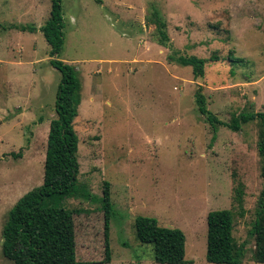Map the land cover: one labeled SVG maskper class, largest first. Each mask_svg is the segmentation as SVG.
Returning a JSON list of instances; mask_svg holds the SVG:
<instances>
[{
  "label": "rangeland",
  "instance_id": "rangeland-1",
  "mask_svg": "<svg viewBox=\"0 0 264 264\" xmlns=\"http://www.w3.org/2000/svg\"><path fill=\"white\" fill-rule=\"evenodd\" d=\"M51 6L0 0V264H14L2 252L11 209L44 181L61 81L39 29ZM155 12L167 23L171 46L158 41ZM63 16L60 58L83 85L75 119L82 191L63 203L51 252L65 238L88 264H160L136 237L135 219L143 215L185 232L188 264H225L207 259L208 214L229 209L234 238L246 244L242 264H264L253 257L250 235L264 188L260 123L214 131L196 104L201 89L223 121L264 111V0H63ZM181 56L207 59L205 75L195 77ZM106 181L114 206L109 261ZM239 184L243 204L236 200Z\"/></svg>",
  "mask_w": 264,
  "mask_h": 264
},
{
  "label": "trees",
  "instance_id": "trees-1",
  "mask_svg": "<svg viewBox=\"0 0 264 264\" xmlns=\"http://www.w3.org/2000/svg\"><path fill=\"white\" fill-rule=\"evenodd\" d=\"M50 18L39 29L52 48L51 60L61 73L58 87L55 113L51 120L44 163V181L23 195L11 209L3 227V255L14 264H88L79 260L71 246L63 245L51 252V238L54 222L65 212L63 203L70 197L77 196L81 190L79 182L80 137L75 127L79 114L82 82L74 66L60 58L65 43L63 0H51ZM153 13V22L157 27L158 41L164 46H171L166 21ZM23 31H36L34 25H21ZM234 61H242L230 56ZM180 62L192 66L195 77L206 73L207 59L197 56H181ZM196 104L200 114L204 115L218 130L224 125L234 131H240L244 124L259 121L258 148L261 156V177L264 180V111H244L233 115L229 122L219 117L208 108L207 98L201 89L196 92ZM81 190V191H80ZM244 185L237 186L236 200L243 204ZM105 212V260L109 261L110 223L114 212L110 183L105 182L103 198ZM234 213L229 209L213 210L208 214L207 259L212 263L242 264L246 244H238L233 235ZM135 233L142 244L151 245L154 259L160 264H188L186 259V234L178 227L163 226L155 217L139 215L135 219ZM251 237L255 240L253 257L258 263H264V188L260 194L256 218L253 222ZM71 241V240H70Z\"/></svg>",
  "mask_w": 264,
  "mask_h": 264
}]
</instances>
